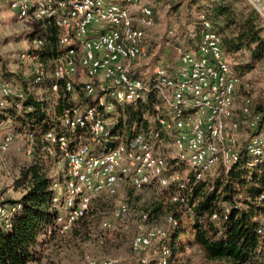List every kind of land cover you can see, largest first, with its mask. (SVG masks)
Segmentation results:
<instances>
[{
	"label": "built area",
	"instance_id": "2783aa9c",
	"mask_svg": "<svg viewBox=\"0 0 264 264\" xmlns=\"http://www.w3.org/2000/svg\"><path fill=\"white\" fill-rule=\"evenodd\" d=\"M141 1L0 0L19 20L43 22L56 29L60 51L53 59L51 91L57 94L61 88L77 96L78 86L94 100L92 105L65 110L57 129L27 135L30 140L39 136L49 153L57 152L66 164V178L62 185H52L50 201L57 212L55 230L59 234L83 219L98 195L115 197L125 186L135 191L160 188L170 192L172 204L190 212L193 186L213 177L218 168L230 170L242 155L251 159L249 167L264 164V119L253 110L248 95L251 84L233 71L230 56L204 14L198 15L200 34L194 50L182 53L170 69L158 64L147 79L135 76L137 60L145 52V30L155 23L151 6ZM33 43L37 48L43 45L41 39ZM44 75L35 70L31 84L42 83ZM148 96L163 104L156 127H146L125 142L114 143L105 115L116 106L136 104ZM26 98L22 89L0 80V116L8 108L20 111ZM158 105L156 101L154 106ZM83 135L89 137L90 144L84 143ZM244 136L245 144L240 148ZM166 140L175 155L172 165L163 152ZM12 141L13 134L1 133V150L6 151ZM179 165L186 173L177 169ZM2 202L0 196V222L10 227L21 207L9 208ZM228 213L225 207L223 214ZM127 215L128 208L122 202L112 212L115 219ZM210 219L216 221L217 214ZM147 220L143 214L136 226L132 251L153 250L152 264H170L172 246L162 243L166 232L146 227ZM259 221L260 234L264 214ZM167 222L176 228L172 215ZM110 227L109 222L102 223V228ZM86 260L89 264H113Z\"/></svg>",
	"mask_w": 264,
	"mask_h": 264
},
{
	"label": "rangeland",
	"instance_id": "374dc122",
	"mask_svg": "<svg viewBox=\"0 0 264 264\" xmlns=\"http://www.w3.org/2000/svg\"><path fill=\"white\" fill-rule=\"evenodd\" d=\"M244 1L259 13L264 25V0ZM194 2L195 0H148L155 23L153 27L145 30L149 45L145 48L144 55L137 60L135 67L143 74L142 79L150 77L159 62H164L162 66L170 69L176 65L182 53L195 49L199 42V29L197 30L196 24L201 12L197 9L198 4ZM49 26L43 22L19 20L14 11L0 3V64L6 67L8 73L19 77L20 80L16 84L11 83L14 87L22 89L21 82H24L27 87L26 93L44 102L53 126L50 128L57 129L61 116L58 117L55 112L57 96L50 88L53 59H40L29 54L30 51L39 50L33 43L35 40L41 39L44 45L45 37L41 32ZM231 67L244 82H250L248 95L253 104L262 102L264 104V61L243 75L235 71L233 59ZM37 69L43 71L46 77L42 83L32 85L31 79ZM79 77L82 78V75ZM0 80L3 79L0 77ZM156 101L159 103L158 107L154 106L150 113L143 116V119L147 120V126L152 128L156 127V116L163 114V104L158 99ZM85 104L92 105L94 100L90 98ZM129 105L133 104L116 106L112 113L105 115L111 136L115 138L114 143L125 142L128 139L123 110ZM236 105L238 107V104ZM119 122L120 130L113 131ZM17 127L11 121L0 122V134L4 131L13 134L9 148L6 151L0 148V196L3 200L17 201L21 198L25 190L21 172L34 163L40 166L46 176L60 185L67 175L66 164L60 154L57 152L50 154L41 140H36L35 137L30 140L27 137L28 132H22ZM83 141L90 144L87 135H83ZM244 144L245 136L240 140V148ZM163 152L168 161L175 162L174 151L168 140L164 143ZM177 169L186 173L182 165ZM119 202L127 206L128 215L115 219L112 212ZM174 213L180 216V224L188 223L189 218L184 208L174 206L160 188L135 191L125 186L115 197L98 195L92 200L87 215L73 224L66 233L53 232V235L45 237L46 244L40 260L31 264H89L86 257L95 262L112 261L113 264H152L153 250L135 253L130 246L143 214L148 216L144 223L146 227L155 226L166 232L167 239L162 243L172 246L170 264H223L205 259L202 251L193 243L192 237L187 235L175 237V230L167 222L168 216ZM103 222H109L111 227L102 228Z\"/></svg>",
	"mask_w": 264,
	"mask_h": 264
},
{
	"label": "trees",
	"instance_id": "16d2710c",
	"mask_svg": "<svg viewBox=\"0 0 264 264\" xmlns=\"http://www.w3.org/2000/svg\"><path fill=\"white\" fill-rule=\"evenodd\" d=\"M194 3L198 4L197 9L210 22L212 31L219 35L221 46L234 60L235 71L239 75L250 72L254 66L264 61V25L253 7L244 0H195ZM196 25L200 34L199 22ZM41 33L45 37L44 45L29 54L40 59H54L60 51L56 29L50 25ZM0 65L1 81L13 85L20 80L8 73L3 64ZM21 83L22 90L26 93V84ZM75 93L77 96L65 93L61 88L58 90L55 106L58 117L65 110L90 101L78 86ZM152 98L148 96L145 100L124 108L128 139L148 127L143 116L153 109L156 100ZM262 103L254 104L253 110L261 113L264 119ZM4 120L11 121L18 126V130L28 133L53 127L44 102L29 94L20 111L8 108L0 116V122ZM120 127L121 122L113 131L120 130ZM35 138L40 141L39 136L36 135ZM168 163L174 164L173 161ZM249 164L251 159L242 155L230 170L218 168L213 177L193 186L188 200L190 212L184 210L189 218L187 224H180V216L172 214L177 221L175 237H192L193 243L209 261L223 264H264V229L262 233H258L259 217L264 214V164L254 167H249ZM21 177L25 183L21 198L2 202V205L9 208L20 206L21 209L14 213L10 227L0 222V264L38 262L46 244L45 237L56 232L57 212L50 206L52 185L56 182L46 176L37 163L25 168ZM162 190L169 198L170 192ZM225 207L229 208L226 216L223 214ZM213 213L218 216L216 221L210 219Z\"/></svg>",
	"mask_w": 264,
	"mask_h": 264
},
{
	"label": "crops",
	"instance_id": "0c3cea01",
	"mask_svg": "<svg viewBox=\"0 0 264 264\" xmlns=\"http://www.w3.org/2000/svg\"><path fill=\"white\" fill-rule=\"evenodd\" d=\"M141 3H143V4H147V5H150V4L148 3V0H142ZM130 9L133 10V9H134V6H130ZM148 45H149V44H147V38H146V34H145L144 47H145V48H148ZM159 63H160V64H164V62H162V63L159 62ZM134 74H135V76H137V77H142V75H143V74H142L141 72H139V70H137V69L134 71Z\"/></svg>",
	"mask_w": 264,
	"mask_h": 264
},
{
	"label": "bare ground",
	"instance_id": "6f19581e",
	"mask_svg": "<svg viewBox=\"0 0 264 264\" xmlns=\"http://www.w3.org/2000/svg\"><path fill=\"white\" fill-rule=\"evenodd\" d=\"M256 2V1H255ZM258 4V3H257Z\"/></svg>",
	"mask_w": 264,
	"mask_h": 264
}]
</instances>
